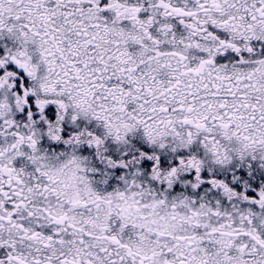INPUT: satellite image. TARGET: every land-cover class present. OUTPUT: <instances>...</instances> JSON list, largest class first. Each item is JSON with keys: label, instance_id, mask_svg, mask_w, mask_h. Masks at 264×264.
I'll list each match as a JSON object with an SVG mask.
<instances>
[{"label": "snow or ice", "instance_id": "1", "mask_svg": "<svg viewBox=\"0 0 264 264\" xmlns=\"http://www.w3.org/2000/svg\"><path fill=\"white\" fill-rule=\"evenodd\" d=\"M0 264H264V0H0Z\"/></svg>", "mask_w": 264, "mask_h": 264}]
</instances>
